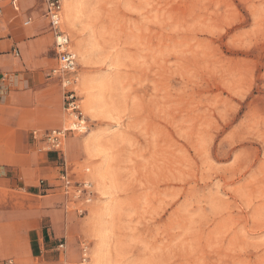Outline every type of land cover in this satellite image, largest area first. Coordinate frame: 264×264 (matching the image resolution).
I'll return each mask as SVG.
<instances>
[{"label":"rangeland","instance_id":"1","mask_svg":"<svg viewBox=\"0 0 264 264\" xmlns=\"http://www.w3.org/2000/svg\"><path fill=\"white\" fill-rule=\"evenodd\" d=\"M82 2L84 33L65 9L62 27L88 127L63 153L90 184L66 192L89 263L101 249L105 264H264V0Z\"/></svg>","mask_w":264,"mask_h":264},{"label":"crops","instance_id":"2","mask_svg":"<svg viewBox=\"0 0 264 264\" xmlns=\"http://www.w3.org/2000/svg\"><path fill=\"white\" fill-rule=\"evenodd\" d=\"M57 68L46 1L0 0V264L82 260L77 215L61 180L66 168L71 176L68 161L44 140L67 124ZM78 76L83 103L79 64Z\"/></svg>","mask_w":264,"mask_h":264},{"label":"built area","instance_id":"3","mask_svg":"<svg viewBox=\"0 0 264 264\" xmlns=\"http://www.w3.org/2000/svg\"><path fill=\"white\" fill-rule=\"evenodd\" d=\"M47 3V16L55 33V48L58 57V68L53 71L55 75L61 78V85L64 90V109L68 115L75 119L74 128H63L52 130L44 135V140L48 144L47 150L64 152L67 133L69 132H87L88 122L82 110V99L77 92L79 82L77 56L70 48V40L65 32L61 30L62 10L66 0H45ZM84 128V129H81ZM63 187L68 193L69 189H78L77 193L87 192L90 184L80 183L78 187L72 183L67 168L61 175ZM64 248V244L60 245ZM89 257L86 248H83V255L80 264H87Z\"/></svg>","mask_w":264,"mask_h":264},{"label":"bare ground","instance_id":"4","mask_svg":"<svg viewBox=\"0 0 264 264\" xmlns=\"http://www.w3.org/2000/svg\"><path fill=\"white\" fill-rule=\"evenodd\" d=\"M66 8L65 12H64V19H65V23L67 25V27L69 29H78L79 34H83L84 30H85V26L84 25V18H83V2L82 0H70L67 1L66 3ZM61 27H62V20H61ZM78 27V28H77ZM63 31H65L63 29ZM83 39L82 41H78L77 42V52L79 53V55L82 58H86V50H85V46L83 44ZM91 84H83V89L85 91L86 94V107L87 110L90 114H100L103 111L104 108V101H103V93L101 91H97L95 88L97 87L95 86H90ZM98 85V84H97ZM96 90V91H95ZM96 92V93H95ZM74 118V117H73ZM76 127L75 123L73 125L74 128ZM84 129V128H81ZM86 150L87 152H89L90 154L93 153L94 151H97L99 148V141L98 140H94L93 142H91L90 140H86ZM99 152V151H98ZM87 250V249H86ZM107 261V260H106ZM105 255L103 253V251L100 249L95 250L93 252L91 261L89 263V259L87 261V264H105ZM109 262V261H108Z\"/></svg>","mask_w":264,"mask_h":264}]
</instances>
